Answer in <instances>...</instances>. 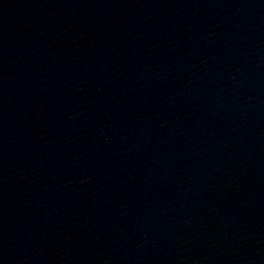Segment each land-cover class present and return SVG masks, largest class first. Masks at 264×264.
Masks as SVG:
<instances>
[{"label":"water","instance_id":"obj_1","mask_svg":"<svg viewBox=\"0 0 264 264\" xmlns=\"http://www.w3.org/2000/svg\"><path fill=\"white\" fill-rule=\"evenodd\" d=\"M0 264H264V0H0Z\"/></svg>","mask_w":264,"mask_h":264}]
</instances>
